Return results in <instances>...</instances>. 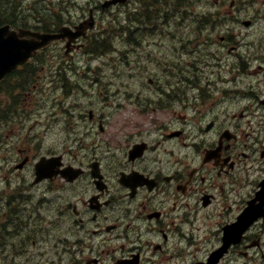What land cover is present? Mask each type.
Wrapping results in <instances>:
<instances>
[{
	"label": "flooded vegetation",
	"instance_id": "flooded-vegetation-1",
	"mask_svg": "<svg viewBox=\"0 0 264 264\" xmlns=\"http://www.w3.org/2000/svg\"><path fill=\"white\" fill-rule=\"evenodd\" d=\"M6 7L14 12L1 22L30 20L12 0H0V10ZM85 17L48 20L57 31V20L74 27ZM94 18L87 38L103 32L104 17ZM222 18L236 21L226 32L209 25L206 41H197L208 54L205 65L192 58L193 95L183 96L177 52L152 62L149 51L160 45L150 41L135 66L161 61L169 79L110 81L126 86L115 92L96 81L89 95L75 90L85 88L80 80L63 84L71 103L63 108L66 148L56 154L71 170L37 182L43 154L21 145L12 149L16 159L5 157L13 175L0 177V264H207L223 247L215 264H264V16L246 28L241 17ZM149 21L123 26L142 36L151 33ZM150 28L156 38L165 32ZM60 44L71 55L85 45L80 38L70 48L65 40L44 50L54 53Z\"/></svg>",
	"mask_w": 264,
	"mask_h": 264
},
{
	"label": "rangeland",
	"instance_id": "rangeland-1",
	"mask_svg": "<svg viewBox=\"0 0 264 264\" xmlns=\"http://www.w3.org/2000/svg\"><path fill=\"white\" fill-rule=\"evenodd\" d=\"M212 0H196V5H195V9L192 11V13H189L187 11V9L184 7V5H182L180 8L175 9L173 6L170 7V12L167 15H175V16H184V17H188V14H193V15H205L206 11L208 13H217L219 15H224L227 12V7L224 8V4L222 5H218V7H216L215 5L211 4ZM48 0H31L30 5H28V9L30 10V12H32L34 15L39 16L41 18H46L48 20L49 14L47 13L46 10V5ZM249 5V4H247ZM254 6H252V9L254 10ZM126 10H128L127 8H121L118 9L119 15H126ZM155 11V10H154ZM157 13L161 12L163 14L164 9L159 8L158 10H156ZM239 8L236 9V14H238ZM253 15V14H251ZM184 25V24H183ZM116 43L118 44L119 42L116 41ZM118 56H108V57H103L102 58V64L101 65V71H96L93 74L95 76H97L98 74H101L105 80H129L131 78L126 77V75H128V71H130L129 68L126 69V74H125V69L124 67L119 68L118 71H114V69L112 68V65L115 63V59ZM122 59H125V56H121ZM46 62H48V59L46 60ZM46 64V63H45ZM43 64V65H45ZM155 73V72H154ZM157 73V72H156ZM49 73L46 71H41L39 73H37L35 75L36 79V84H37V88H36V94L35 96H28L26 95L24 102L22 105L19 106V110H15L13 113V116H17L15 119L16 120H20V118L22 119H26V120H31L29 121V124L33 123L35 117H38V119H44L40 118L42 116H44L47 113V110L49 109V106L46 105V101H47V88H46V82H45V76H47ZM117 75V76H114ZM32 89V88H31ZM109 102V101H107ZM44 110L46 111V113H44ZM54 131L53 133H50L47 135L46 137V141L45 143L48 144H52V149L54 151H61L63 150V139H64V132L59 130V126L55 125L54 127ZM14 133L10 134L9 137H13L12 140L17 141V136H15ZM56 188V187H55ZM56 190H55V197H56ZM56 199V198H55Z\"/></svg>",
	"mask_w": 264,
	"mask_h": 264
},
{
	"label": "water",
	"instance_id": "water-1",
	"mask_svg": "<svg viewBox=\"0 0 264 264\" xmlns=\"http://www.w3.org/2000/svg\"><path fill=\"white\" fill-rule=\"evenodd\" d=\"M15 47H19V49L22 50L18 51ZM15 47L11 48V46L9 45L8 35L3 29H0V76L5 72L6 67L8 68V66L15 64L16 62L23 61L25 60V58H27V56L31 55L36 46H28L27 44L19 43ZM24 49L25 51H23ZM57 165L58 164H55L54 166Z\"/></svg>",
	"mask_w": 264,
	"mask_h": 264
},
{
	"label": "bare ground",
	"instance_id": "bare-ground-1",
	"mask_svg": "<svg viewBox=\"0 0 264 264\" xmlns=\"http://www.w3.org/2000/svg\"><path fill=\"white\" fill-rule=\"evenodd\" d=\"M181 1H185V0H181ZM148 20H150V18L149 17H146ZM146 18H144V19H140L139 21H138V23L141 25L142 24V21H145V19ZM144 28H145V30H149L151 33L150 34H148V33H143V35L142 36H138V35H130V34H128V37L130 38V40L133 42V43H135V44H141L142 46H145V43L149 40V38H151L150 39V42L151 43H153V44H155V45H153V46H156V45H159V41L156 43V35H157V31L156 32H154V30L153 29H151L150 27L149 28H147L146 26H145V24H144ZM124 35H127V32H126V29L124 30ZM134 48H136V49H139V47H134ZM154 49H156V50H153V51H150V53L151 54H149V60L150 61H156L155 60V58H157V57H161L164 53H163V51H162V49H161V46H156ZM148 57V52H147V56H146V58ZM22 220V219H21Z\"/></svg>",
	"mask_w": 264,
	"mask_h": 264
}]
</instances>
